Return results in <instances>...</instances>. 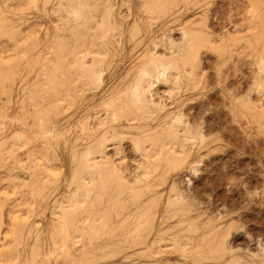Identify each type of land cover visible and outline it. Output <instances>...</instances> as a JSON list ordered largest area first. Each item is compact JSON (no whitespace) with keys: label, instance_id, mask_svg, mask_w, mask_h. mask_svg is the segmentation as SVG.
<instances>
[{"label":"rangeland","instance_id":"374dc122","mask_svg":"<svg viewBox=\"0 0 264 264\" xmlns=\"http://www.w3.org/2000/svg\"><path fill=\"white\" fill-rule=\"evenodd\" d=\"M0 264H264V0H0Z\"/></svg>","mask_w":264,"mask_h":264}]
</instances>
